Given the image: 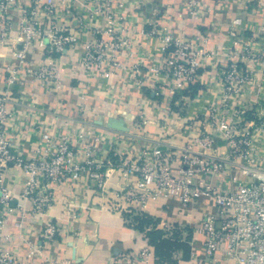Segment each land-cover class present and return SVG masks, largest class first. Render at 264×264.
Masks as SVG:
<instances>
[{
    "label": "built area",
    "instance_id": "1",
    "mask_svg": "<svg viewBox=\"0 0 264 264\" xmlns=\"http://www.w3.org/2000/svg\"><path fill=\"white\" fill-rule=\"evenodd\" d=\"M73 1L88 8L91 19L96 15L107 19L108 38L82 40L80 34L92 27L80 14L77 27L61 22V8L69 0H0V48L11 42L15 47L13 57L18 61V67L8 68L7 87L0 93V236L12 200L2 176L6 169L17 166L26 174L18 197L32 203L31 216L47 211L54 203L55 191L77 183L84 174L98 191L112 195L116 207L123 211L144 210L149 203L167 197H175L177 208L183 211L207 195L216 211L206 212L195 228L204 235V241L192 253L191 264H264V104L257 103L251 109L245 102L255 75L264 68V50L243 40L234 41L223 53L218 105L211 106L207 127L192 142L135 149L133 133L118 134L109 149L111 157L102 160L101 150L112 129L90 126L81 130L70 126L58 132L35 122L26 125L22 119L16 121L21 118H16L17 108L26 105L23 95L13 99L9 88L17 80L15 73L25 71L35 80L59 89L71 49L80 48L74 67L76 75L83 74L86 79L103 76L106 67L109 71L123 68L118 60L121 50L128 51L129 58L134 57L129 51L136 26L131 27L126 12L114 9L122 4L114 0ZM126 1L135 10L145 0ZM189 10L196 12L195 5ZM14 25L18 27L16 36L12 35ZM150 35L159 40L161 56L146 67L159 83L161 92L157 94L166 92L171 99L189 92L199 83L201 68L209 61L216 63L220 55L209 50L205 42L176 35L158 24H153ZM32 48L42 55L35 69L27 58ZM143 62L129 65L134 78L140 75ZM136 81L140 83L137 78ZM84 86H88L85 81ZM33 134L37 143L26 156L17 145L27 143ZM112 174L118 180L109 188L107 182ZM17 207L24 211L23 203ZM60 233L56 221L48 218L42 229L44 243H54ZM35 251L40 249L30 246L29 256ZM120 256L127 264H134L148 261L152 254L144 248ZM120 256L112 258L111 264H120ZM0 264L31 263L19 261L0 240Z\"/></svg>",
    "mask_w": 264,
    "mask_h": 264
},
{
    "label": "crops",
    "instance_id": "2",
    "mask_svg": "<svg viewBox=\"0 0 264 264\" xmlns=\"http://www.w3.org/2000/svg\"><path fill=\"white\" fill-rule=\"evenodd\" d=\"M114 1L122 4L114 9L126 12L132 21L131 27L136 26L134 44L129 51L134 57L129 58L128 51L121 50L118 60L123 68L109 71L106 67L103 76L86 79L83 74L76 75L74 67L80 48L71 49L69 62L62 71V86L57 90L35 80L25 71L16 72L17 80L9 85L11 96L20 99L23 95L26 104L21 109L17 108L16 118H21L16 121L22 119L26 125L35 122L58 132L70 126L81 130L90 126L112 129L110 139L105 141L101 150L102 160L111 157L109 149L118 134L133 133L135 149L192 142L194 136L207 127L211 106L218 105L222 89L219 78L225 63L223 53L234 41L241 43L243 40L264 50V0H145L144 5L135 10L126 0ZM192 4L196 9L194 13L189 10ZM77 14L82 15L87 25L92 27L80 34L82 40L108 38L105 32L107 19L102 15L91 19L88 8L73 0L61 8L59 19L74 28L78 26ZM235 19L240 23L235 25ZM153 24L167 27L176 35L192 36L196 41L205 42L209 50L220 54L216 63L209 61L201 68L199 83L189 92L172 99L165 96L166 92L157 94L159 83L147 68L161 56L159 40L150 35ZM17 33L18 27L14 25L12 35ZM14 50L11 42L0 48V93L7 87L8 68L18 67V61L13 57ZM27 58L30 67L35 69L42 55L37 48H32ZM138 60L144 61V66L140 75L134 78L128 68ZM84 81L88 83L87 88ZM82 93H85L83 98ZM245 102L251 109H255L257 103L264 104V68L255 75ZM36 143L37 136L33 134L27 143H19L17 149L21 148L24 155L30 156ZM219 149L225 151L224 146ZM176 170L174 165L173 171ZM2 180L10 189L12 200L0 240L4 248L23 263L111 264L114 257L148 248L151 258L134 264H157L154 250L147 242V232L154 228L170 235L174 228H191L189 257L182 258L180 252L175 255L176 264H191L192 253L204 241V235L195 228L206 212L216 211L207 195L183 211L177 208L175 197L158 199L144 210L123 211L116 207L112 195L106 196L98 191L84 174L77 183L58 188L54 203L47 211L31 216L32 203L23 202L18 197L26 181L24 171L17 166L9 167L3 172ZM117 180L112 174L107 186L113 187ZM19 203H23L24 211L18 209ZM142 214L153 220L147 226L139 227L132 219ZM48 218L54 219L61 229L57 240L49 244L42 238L43 225ZM182 235L186 238L187 231ZM30 246L40 251H35L30 257ZM119 260L120 264H127L121 256Z\"/></svg>",
    "mask_w": 264,
    "mask_h": 264
},
{
    "label": "trees",
    "instance_id": "3",
    "mask_svg": "<svg viewBox=\"0 0 264 264\" xmlns=\"http://www.w3.org/2000/svg\"><path fill=\"white\" fill-rule=\"evenodd\" d=\"M153 219L142 214L139 218L135 217L132 222L137 223L139 227L147 226ZM187 231L186 238L182 233ZM192 229L174 228L170 235L160 229H152L147 232L146 238L148 244L153 248L157 264H176L177 253H181L182 258H188L191 252Z\"/></svg>",
    "mask_w": 264,
    "mask_h": 264
}]
</instances>
